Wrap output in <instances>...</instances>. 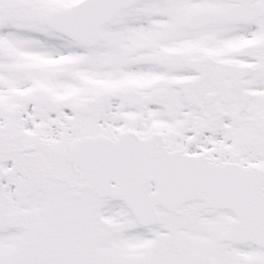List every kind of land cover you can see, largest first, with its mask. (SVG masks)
Segmentation results:
<instances>
[{"label": "snow or ice", "instance_id": "obj_1", "mask_svg": "<svg viewBox=\"0 0 264 264\" xmlns=\"http://www.w3.org/2000/svg\"><path fill=\"white\" fill-rule=\"evenodd\" d=\"M0 264H264V0H0Z\"/></svg>", "mask_w": 264, "mask_h": 264}]
</instances>
